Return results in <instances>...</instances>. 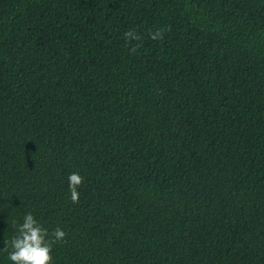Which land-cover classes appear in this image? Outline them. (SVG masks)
Listing matches in <instances>:
<instances>
[{
    "label": "trees",
    "instance_id": "16d2710c",
    "mask_svg": "<svg viewBox=\"0 0 264 264\" xmlns=\"http://www.w3.org/2000/svg\"><path fill=\"white\" fill-rule=\"evenodd\" d=\"M28 212L54 264H264V0H0V264Z\"/></svg>",
    "mask_w": 264,
    "mask_h": 264
},
{
    "label": "clouds",
    "instance_id": "9594fccd",
    "mask_svg": "<svg viewBox=\"0 0 264 264\" xmlns=\"http://www.w3.org/2000/svg\"><path fill=\"white\" fill-rule=\"evenodd\" d=\"M151 39H163L164 31L157 30L151 32ZM125 38L129 41L141 40V36L135 29L126 31ZM136 51V47L132 48ZM84 178L78 172H73L68 177L70 199L75 203H79L78 188L82 186ZM13 227L16 229L15 235L10 241H6V247L3 251L8 252V259L12 264H54L52 256V246L54 243L63 242L66 238V232L56 227L51 232L43 227L36 217L30 212L23 217L22 223L13 222Z\"/></svg>",
    "mask_w": 264,
    "mask_h": 264
}]
</instances>
